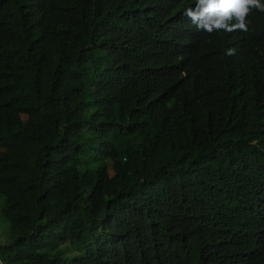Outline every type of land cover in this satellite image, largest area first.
Instances as JSON below:
<instances>
[{
	"label": "trees",
	"instance_id": "obj_1",
	"mask_svg": "<svg viewBox=\"0 0 264 264\" xmlns=\"http://www.w3.org/2000/svg\"><path fill=\"white\" fill-rule=\"evenodd\" d=\"M189 6L0 0V264H264V13L123 45Z\"/></svg>",
	"mask_w": 264,
	"mask_h": 264
},
{
	"label": "clouds",
	"instance_id": "obj_2",
	"mask_svg": "<svg viewBox=\"0 0 264 264\" xmlns=\"http://www.w3.org/2000/svg\"><path fill=\"white\" fill-rule=\"evenodd\" d=\"M253 10L264 13V0H195V6L184 7L176 19L132 26L123 39V45L171 42L174 38H181L183 43L198 30L208 34L247 32L250 23L247 18ZM236 51L235 48L226 49V55L233 56ZM225 210L233 215V227L242 233L240 236H233L226 230L228 238H241L264 247V233L248 226L244 211L227 205Z\"/></svg>",
	"mask_w": 264,
	"mask_h": 264
},
{
	"label": "rangeland",
	"instance_id": "obj_3",
	"mask_svg": "<svg viewBox=\"0 0 264 264\" xmlns=\"http://www.w3.org/2000/svg\"><path fill=\"white\" fill-rule=\"evenodd\" d=\"M2 205H4L5 198L0 196ZM10 222L5 219L2 214V206H0V244L10 239Z\"/></svg>",
	"mask_w": 264,
	"mask_h": 264
}]
</instances>
